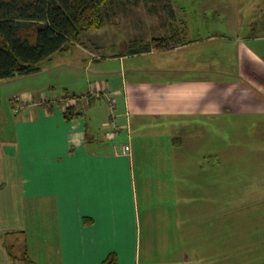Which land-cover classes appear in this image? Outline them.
Masks as SVG:
<instances>
[{"label":"crops","instance_id":"1","mask_svg":"<svg viewBox=\"0 0 264 264\" xmlns=\"http://www.w3.org/2000/svg\"><path fill=\"white\" fill-rule=\"evenodd\" d=\"M169 11L175 12L173 8ZM186 30L187 26L182 31ZM179 31L175 27L165 36L174 37L175 43L161 51H146L145 45H138L127 52L106 54V45L94 40L84 43L81 38L69 50L55 54L38 73L0 82V264H26L12 260L9 245L15 246L18 257L28 253L39 264L26 235L28 216L40 213H51L55 224V244L48 242L44 247L45 251L55 247L58 258L53 264H103L112 254L116 264H264V226L243 227L240 245L233 226L223 228L217 236L216 213H170V207L156 221L153 213H147L148 233L164 234L165 239L154 245V254L139 256L142 222L134 179V138L151 132L165 137L155 129L173 123L172 118L219 109L233 112L227 103L217 105L197 97V90H212L213 78L203 74L181 78L186 71L213 72L218 69L213 63L203 66L186 58L181 68L166 67L161 61L152 64L168 52L177 54L201 42L183 40ZM239 41L243 58L257 55L247 40ZM145 58L149 60L145 62ZM62 77L67 83L58 86L54 79ZM59 87L71 93L67 97L74 98L71 106L79 116L67 119L66 108L58 103L60 97L40 94L42 89ZM236 87L234 82L226 86L229 90ZM243 102L235 104L239 113L247 109L264 112V95L256 105ZM179 143L182 145V139ZM125 144L131 148L130 155L123 154ZM262 153L260 144L259 163ZM262 162L260 168L264 169ZM177 220L182 226L172 231ZM203 233H215L204 246Z\"/></svg>","mask_w":264,"mask_h":264},{"label":"rangeland","instance_id":"2","mask_svg":"<svg viewBox=\"0 0 264 264\" xmlns=\"http://www.w3.org/2000/svg\"><path fill=\"white\" fill-rule=\"evenodd\" d=\"M164 5L168 6L166 10ZM169 8L175 12L171 13ZM103 14L104 27L86 32L81 42L102 43L106 45V54L147 45L155 38L170 35L175 27L181 30L183 40H201L193 49L177 54L168 52L152 64L161 61L166 67L181 68L186 58L196 59L203 66L208 61L213 63L218 67L213 72L186 71L181 73V78H198L199 74L213 78L209 85L214 83L212 90H197V97L217 105L227 103L233 108V112L219 109L172 118L173 123L166 122L165 128L155 129L161 130L165 137L154 136L150 129V135L134 138L137 146L134 179L139 197L138 217L142 222L139 256L146 258L154 254V245H161L165 239L164 234L148 233L147 213H153L156 221L157 215L165 213L168 207L170 213H216L220 225L217 236L220 237L223 228L233 226L236 243L241 245L243 227L264 226V169L260 168L263 153L260 163L258 160L259 145L264 147V112L247 109L239 113L235 107L243 100L256 105L264 95V0H119L103 8ZM212 37L215 38L208 41ZM239 39L247 40L257 55L243 58L238 51ZM43 79L48 81L46 76ZM61 79L54 82L65 86L66 77ZM79 81L82 86L83 78ZM231 82L238 86L236 90L226 88ZM40 92L50 99L71 94H66L63 87ZM228 112H231L229 116ZM177 221L179 224L172 231L184 220ZM161 222L162 218L156 227ZM27 223L26 236L33 259L39 264L49 260V264L55 263L58 258L55 247L44 250L48 242L55 244L51 213L29 215ZM214 236L215 233H203L202 245ZM237 256L241 258V253L237 252Z\"/></svg>","mask_w":264,"mask_h":264},{"label":"trees","instance_id":"3","mask_svg":"<svg viewBox=\"0 0 264 264\" xmlns=\"http://www.w3.org/2000/svg\"><path fill=\"white\" fill-rule=\"evenodd\" d=\"M114 1L119 0H0V82L38 73L55 54L79 43L84 33L102 29L103 8ZM174 42L172 36L155 38L143 48L168 50ZM64 114L67 119L80 115L73 106ZM8 249L12 260L34 264L28 253L18 257L14 245ZM115 259L112 254L103 264H116Z\"/></svg>","mask_w":264,"mask_h":264},{"label":"built area","instance_id":"4","mask_svg":"<svg viewBox=\"0 0 264 264\" xmlns=\"http://www.w3.org/2000/svg\"><path fill=\"white\" fill-rule=\"evenodd\" d=\"M73 101H74V98H72V97H60L58 99V103H60L64 108L70 107L72 105ZM110 101L114 105V100L112 99ZM19 111H20V107L17 106L15 108V112L18 113ZM108 135H109V133H108ZM122 149H123V154L124 155H130L131 154V148H130V146L128 144L123 145Z\"/></svg>","mask_w":264,"mask_h":264}]
</instances>
